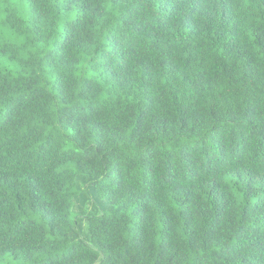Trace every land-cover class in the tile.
I'll return each mask as SVG.
<instances>
[{
    "label": "trees",
    "instance_id": "trees-1",
    "mask_svg": "<svg viewBox=\"0 0 264 264\" xmlns=\"http://www.w3.org/2000/svg\"><path fill=\"white\" fill-rule=\"evenodd\" d=\"M0 264H264V0H0Z\"/></svg>",
    "mask_w": 264,
    "mask_h": 264
}]
</instances>
